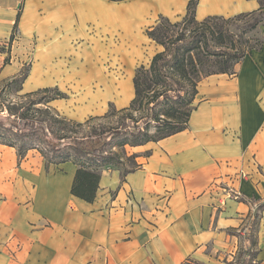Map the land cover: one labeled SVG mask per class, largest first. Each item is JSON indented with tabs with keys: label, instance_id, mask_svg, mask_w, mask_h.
Masks as SVG:
<instances>
[{
	"label": "crops",
	"instance_id": "0c3cea01",
	"mask_svg": "<svg viewBox=\"0 0 264 264\" xmlns=\"http://www.w3.org/2000/svg\"><path fill=\"white\" fill-rule=\"evenodd\" d=\"M190 1L0 0L7 50L0 79H14L30 56L24 93L58 87L76 95V121L105 115L110 102L128 107L136 69L161 51L147 30L161 17L182 20ZM260 7L258 0H199L196 18ZM87 86L103 88L75 92ZM111 86H131L129 98ZM195 106L187 130L127 148L141 166L124 182L120 171L103 170L92 203L71 194L72 162L47 170L37 150L19 162L15 148L0 145V264H223L236 256V233L264 201V47L235 75L200 82ZM261 216L254 264H264V210Z\"/></svg>",
	"mask_w": 264,
	"mask_h": 264
},
{
	"label": "trees",
	"instance_id": "16d2710c",
	"mask_svg": "<svg viewBox=\"0 0 264 264\" xmlns=\"http://www.w3.org/2000/svg\"><path fill=\"white\" fill-rule=\"evenodd\" d=\"M198 1L189 2L182 20L161 17L147 30L148 37L163 50L148 66L136 69L135 96L128 107L117 109L110 102L105 115L78 122L52 106L54 101L67 99L66 93L58 87L37 89L19 96L20 102L0 103V145L15 148L19 162L29 151L37 150L47 170L51 165L72 162L77 171L71 194L88 203L95 201L106 168L120 171L124 182L141 166L139 155L130 153L128 147L158 142L187 130L200 82L212 75H235L236 67L247 56L264 47V0H258L261 7L256 11L228 18L210 16L202 21L196 18ZM20 17L19 12L9 46L19 33ZM6 51L0 47L1 53ZM27 78L25 72L19 76L22 84ZM16 81L18 78L10 83ZM11 87L3 86L2 90ZM22 90V85L15 86L13 92L16 95ZM113 118L114 126L104 125L103 120ZM263 210L264 201L253 212V221L244 226L252 230L246 237L250 247L244 256H253Z\"/></svg>",
	"mask_w": 264,
	"mask_h": 264
},
{
	"label": "rangeland",
	"instance_id": "374dc122",
	"mask_svg": "<svg viewBox=\"0 0 264 264\" xmlns=\"http://www.w3.org/2000/svg\"><path fill=\"white\" fill-rule=\"evenodd\" d=\"M163 50V48L161 47V51ZM160 52V51H159ZM21 61V60H20ZM16 62V60H15ZM151 62V61H150ZM150 62L148 64H146L145 66H148L150 64ZM6 63V61H5ZM9 63H11L10 59H9ZM25 65L23 66V69L21 70V72L15 77V78H18V81L14 82V83H10V81L12 79L8 78V79H0V93H1V97H0V103H4L6 105L9 104V102H20L19 101V96H22L24 95V91H20L18 92L16 95L14 94V89H15V86H24V84L21 83V80L19 79V76L25 72V73H29V70H30V67H31V63H32V58L29 56V58L25 59L24 62H23ZM3 86H13L11 87L9 90H5L3 91ZM29 87V86H28ZM61 89H63L64 91L67 89H74L75 86H60ZM103 88V86H87V87H81L80 88V91H75L77 92L78 95L82 94L83 91L82 90H87L89 93L91 92H95V91H100V88ZM114 90V92L116 93L117 89L119 88H123V92H124V96H125V100H127L129 98V91H130V88L131 86H111ZM96 93V92H95ZM76 95H72L71 97L68 95V98L66 100L68 101H62V102H59L57 103V105H55L57 108V110L64 116H66L67 118L69 119H72V120H76L75 118V112H76ZM2 104H0V108L2 107L1 106ZM130 105V104H129ZM116 108L119 109V107L116 105ZM121 109V108H120ZM6 113V112H5ZM5 113H3L4 115H6ZM74 118V119H73ZM86 120L84 121H78V122H85ZM116 119L113 118V119H107V120H103V123L104 125H108V126H114L115 125V122ZM107 127V126H106ZM131 153V152H130ZM257 210V207L255 208V212ZM253 220H251L252 222ZM243 229H240L238 231V233H236V235H239L240 237L239 238V244H240V247L241 249L239 250V252L236 254V256H233V258L230 257V255H226L225 258L222 259V262L223 264H242L243 261L244 263H251L252 262V258H251V255H246L244 256V254H246L247 252V249L249 246L250 247V241H248V239L246 240L245 238L247 236L250 235L251 233V229L250 227L245 231L246 233L245 234H242L243 232ZM246 240V241H245ZM242 256H244V259H242ZM187 264H199V263H196V262H189Z\"/></svg>",
	"mask_w": 264,
	"mask_h": 264
},
{
	"label": "built area",
	"instance_id": "2783aa9c",
	"mask_svg": "<svg viewBox=\"0 0 264 264\" xmlns=\"http://www.w3.org/2000/svg\"><path fill=\"white\" fill-rule=\"evenodd\" d=\"M230 197L233 198V199L239 200L242 196H241V194L239 192L232 191V192H230ZM246 230H247V228H244L242 234H245L246 233L245 232Z\"/></svg>",
	"mask_w": 264,
	"mask_h": 264
}]
</instances>
